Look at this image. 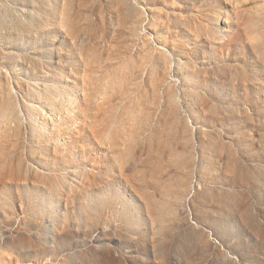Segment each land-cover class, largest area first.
I'll return each instance as SVG.
<instances>
[{"label":"rangeland","instance_id":"374dc122","mask_svg":"<svg viewBox=\"0 0 264 264\" xmlns=\"http://www.w3.org/2000/svg\"><path fill=\"white\" fill-rule=\"evenodd\" d=\"M0 264H264V0H0Z\"/></svg>","mask_w":264,"mask_h":264}]
</instances>
